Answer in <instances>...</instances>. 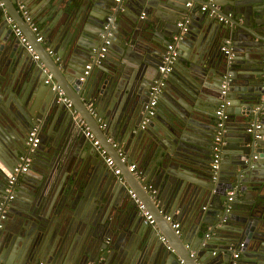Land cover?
<instances>
[{"label": "water", "instance_id": "95a60500", "mask_svg": "<svg viewBox=\"0 0 264 264\" xmlns=\"http://www.w3.org/2000/svg\"><path fill=\"white\" fill-rule=\"evenodd\" d=\"M14 2L0 0V199L4 180L26 150L27 130L36 126L41 137L0 219V264L39 259L48 264H264V112L255 110L264 106V0L200 1L218 14H230L228 24L186 7L188 0H57L54 21L52 15L37 27L41 42ZM4 10L36 45L38 62L17 47ZM183 20L175 63L154 115L141 128L164 45ZM228 37L230 58L220 50ZM46 73L50 80L44 83ZM52 83L71 108L57 101ZM222 97L228 105L220 163L231 167L226 172L219 166L218 173L231 178L227 186L211 179L208 151L216 132L212 110ZM73 110L119 166L121 180L91 157ZM257 118L261 129L254 138L243 130ZM109 136L127 152L122 161ZM131 160L140 163L129 172ZM231 182L235 188L227 202L225 188ZM127 190L169 238L168 249L145 251L155 233L150 229L147 239L140 236L147 225H139L141 215ZM103 208L118 218L110 233L115 242L101 245L93 256L64 253L71 228ZM168 213L178 220V235L164 219ZM186 218L193 224L187 226ZM60 221L69 224L63 232ZM188 227L192 235L196 230L211 237L191 241Z\"/></svg>", "mask_w": 264, "mask_h": 264}, {"label": "built area", "instance_id": "2783aa9c", "mask_svg": "<svg viewBox=\"0 0 264 264\" xmlns=\"http://www.w3.org/2000/svg\"><path fill=\"white\" fill-rule=\"evenodd\" d=\"M120 0H113V2L118 3ZM201 0H188V2L185 3L186 7H191L195 2L199 3V10L205 11L206 14L214 18L217 22L222 24H228L230 14L222 15L215 12L214 9H208L207 6L204 3H200ZM18 13L22 17V19L27 23L28 27L30 28V31L34 33L35 41L41 42L42 37L37 32V27L35 24H33L27 10L25 9L24 5L21 3L17 4ZM6 21L10 25V29L13 33V35L17 38L18 42L23 46L25 52L29 55L30 59L34 62H38V54L36 53L33 45L27 40V38L24 36V34L21 32L19 27L13 22V19L9 16H6ZM185 23H187V20L176 22V27L178 28V32L173 34L170 37V40L164 45L163 52L161 54L160 63L157 67V73L158 77L152 81L148 88V99L145 102L143 106V117L140 122V127L142 128L146 123L149 122L150 118L154 115L155 109H156V103L157 100L162 92L163 85L165 80L167 79L168 75L170 74L173 65L175 63L176 57H177V50H176V43L179 39V35L185 31ZM107 40L104 41V44L99 49V57L102 56V52L106 49ZM264 47V42L262 43ZM221 52L227 57L230 58L231 56V46H230V39L226 38L224 40L223 45L220 47ZM48 53H50V50H48ZM89 65L87 64L85 68H88ZM262 69L264 70V61L262 65ZM86 71H84L85 73ZM50 80V74L46 73V77L44 79V83L49 82ZM225 85H226V79L221 83L220 85V95L224 96L225 94ZM51 88L54 89L57 93V101L62 103L66 108H71V102L69 99L64 95L63 91L57 86L52 83ZM260 100H264V96L260 97ZM228 105V100L224 97H222L221 102L218 104L216 109L214 110V115L216 117V132L213 137V147H212V155H211V161H210V169H211V178L215 179L216 177V170L218 167L219 162V151L223 144L222 141V131H223V121L225 119L224 114V108ZM89 112L92 111V109L89 107ZM255 110H259L260 113L264 112V106L256 107ZM75 118V124L80 128L82 135L85 140H87L91 146L96 151L99 158L103 161L105 166L107 168H110L112 170V173L115 175H119V168H117L114 164L113 159L107 154L106 150L101 147L98 140L94 137L93 133L90 131L88 126L86 125L85 121L82 117H80L74 110L72 111ZM261 129V125L259 121L255 120L246 128L248 133H251L254 138L259 137L258 131ZM38 131L37 127L33 126L29 129L27 132L26 138H25V146L26 150L19 155L18 162L15 166H13L11 173L6 177L5 185H4V192L0 199V219L4 218V212L6 208L7 201L11 200L14 196V188L17 182V179L20 175H22L24 172L28 170V167L31 163V152L33 151V148L36 146V144L39 141L38 137ZM107 141L116 148L117 155L119 156L120 161L124 159V154L122 150L117 146V144L113 141H111L109 138H107ZM135 169V164H128L127 170L129 172H132ZM234 188H230L226 191V201L228 202L233 194ZM128 194L131 198L134 199L136 208L138 209L139 214L142 217V222L149 226L153 227L155 225L154 219L152 215L144 208L142 202H140L138 199L135 198L134 194L131 192V190H128ZM225 211L228 210V206L224 209ZM164 219L169 222L170 228L173 231L174 234L178 235L180 232L179 229V223L175 221L172 216L170 215H164ZM160 241L162 244L165 245V238L163 235L159 236ZM238 247H242V243L237 244ZM167 249L169 248L168 245L165 246ZM232 256L236 258L238 256L237 250L232 253ZM35 264H48L44 261H37ZM186 264V263H182Z\"/></svg>", "mask_w": 264, "mask_h": 264}, {"label": "crops", "instance_id": "0c3cea01", "mask_svg": "<svg viewBox=\"0 0 264 264\" xmlns=\"http://www.w3.org/2000/svg\"><path fill=\"white\" fill-rule=\"evenodd\" d=\"M56 2H57V0H25V2H22L21 0H15V2H14V7H15V9L18 11V9H17V4L18 3H21V4H23L24 5V7H25V9L27 10V12H28V14H29V16H30V18H31V20H32V22H33V24H35V26L36 27H39L40 26V24H39V22H41V24L43 25V26H45V24L48 22L47 21V19L49 20V19H51V16L52 15H54V17H53V19L51 20L52 22L54 21V19H55V17H56V14H55V11H54V7H55V5H56ZM191 8H193L194 10H197L198 8H199V6L197 5V4H193L192 6H191ZM4 15H5V20H6V16H9L7 13H6V11L4 10ZM206 16L207 17H209L207 14H206ZM9 17H11V16H9ZM48 17V18H47ZM12 18V17H11ZM211 18V17H210ZM13 19V18H12ZM214 19V18H213ZM215 20V19H214ZM13 22H14V20H13ZM25 22V21H24ZM43 22H44V24H43ZM216 22V21H215ZM15 23V22H14ZM16 24V23H15ZM27 24V23H26ZM221 24V23H220ZM17 25V24H16ZM18 26V25H17ZM28 26V25H27ZM51 26V25H50ZM6 28L7 29H10V25L7 23V21H6ZM19 29H20V27H19ZM21 30V29H20ZM29 30H30V28H29ZM10 32H11V36H12V38H16L14 35H13V33H12V31H11V29H10ZM21 32H22V30H21ZM31 32V31H30ZM23 33V32H22ZM173 35V34H172ZM171 35V36H172ZM24 36L27 38V40L29 41V37L28 36H26L25 34H24ZM170 36V37H171ZM170 37H169V40H170ZM229 38V37H228ZM31 40V39H30ZM168 40V41H169ZM224 40H225V38L223 39V41H221L220 42V47L223 45V43H224ZM230 43H231V40H230ZM33 45V47H34V49H36V45H34V44H32ZM17 47H20V48H22V52H23V54H25L26 55V53H25V50H24V48L20 45V43L18 42L17 43ZM184 49H186V46L184 47ZM186 52H189V49H187V51ZM187 54V53H186ZM223 54V53H222ZM170 75V74H169ZM168 75V76H169ZM177 75H178V73H177ZM167 79H168V77H167ZM166 79V80H167ZM205 96L206 97H209L208 95H206L205 94ZM261 97V96H260ZM260 101H263V100H260ZM86 108H87V110L89 109V106H86ZM91 109H92V111H91V113L93 112V108L91 107ZM216 108H214L212 111V113L214 114V110H215ZM89 111V110H88ZM257 121H259L258 120V118L256 119ZM255 120H252V121H250L249 122V124H248V126H250V124L252 123V122H254ZM260 123V122H259ZM260 125H261V123H260ZM247 126V127H248ZM246 127V128H247ZM246 128L243 130V132L244 133H246V134H251V133H248L247 132V130H246ZM45 130V128L43 129V131ZM38 131V130H37ZM260 132V130L258 131V133ZM38 134V137H41L40 135H41V133L40 132H38L37 133ZM83 136V135H82ZM251 136H252V134H251ZM84 138V137H83ZM107 138H109L111 141H113V142H115V140L112 138V137H107ZM84 143H85V148L86 149H89L91 152H92V155H91V157H93L94 156V158L96 159V160H98V161H100V163H101V165H102V167L104 168V170H108V172H110L111 174H113L112 173V170L110 169V168H107L106 166H105V164L102 162V160L99 158V156L97 155V153H96V151L94 150V148L91 146V144L87 141V140H84ZM117 144V143H116ZM223 144H224V142H223ZM222 144V145H223ZM1 146V145H0ZM117 146L119 147V145L117 144ZM212 147H213V142H212V144H210V146L208 147V151H210L211 152V154H210V158H211V155H212ZM1 148V150H3V147L1 146L0 147ZM121 150H122V148H121V146L119 147ZM220 148V151H219V162H218V167H217V170H216V177H215V179H212L213 181H215V180H217V183H218V181H219V183H220V185H223V186H227V184L228 183H226L225 181H231L229 178H227V175L226 174H222V173H218V168H219V166H221L222 168H226L224 171H228L229 169H230V167H231V165L228 163V164H221L220 163V155H221V153H222V148L221 147H219ZM140 150H142V148H140ZM188 151V150H187ZM142 152V151H141ZM189 152H192V153H194L193 151H191V150H189ZM126 155H127V152H126V154H124V157H126ZM99 158V159H98ZM135 159H137L138 161H139V158H137V157H135ZM120 160V159H119ZM114 161V160H113ZM138 161H136V160H131L130 161V163L129 164H135V167L138 165V163H140V162H138ZM227 163V162H226ZM114 164H115V162H114ZM119 164V163H118ZM117 168H119V166L118 165H115ZM119 170H120V168H119ZM141 171V170H140ZM220 172V171H219ZM120 173V172H119ZM225 173V172H224ZM113 176L114 177H116L118 180H121V176H119V175H115V174H113ZM144 177V176H143ZM227 179V180H226ZM19 184L20 185H22V187L23 188H27V185L26 184H24V183H20L19 182ZM157 185H159L160 186V184L158 183ZM235 184L233 183V182H231V188H235V186H234ZM228 189H230L229 187H227V188H225V194H226V191L228 190ZM128 191V190H127ZM23 193H25V192H23ZM26 194V193H25ZM202 204V203H201ZM203 207H204V209H205V206L207 205V203H205V202H203ZM117 207H118V205H117ZM207 208V207H206ZM86 213V212H85ZM172 213V212H171ZM171 213L169 214L168 213V215H170L171 216ZM112 215V210H111V208H103L102 210H99V211H95L94 213H93V217H92V215H91V217H89V216H87V215H85V216H83V218H85V219H83L82 221H78L77 223H76V225H75V227L74 228H71V230H70V233H69V235L68 236H65L64 237V241H63V245H62V248H63V251H64V253H73V252H75V254L73 255V256H75V255H77V254H79L80 255V253H81V255L82 254H85V255H88V254H92V256L95 254V255H97L98 253H100L101 251H102V249H100L101 248V245L102 246H105V245H109V242L113 239V241L115 242V237H113L110 233L112 232V231H114V229H113V225L115 224V223H118L119 221H118V218L116 219V217H113V216H111ZM140 215V214H139ZM173 218V217H172ZM175 220V219H174ZM175 221H177L178 222V220H175ZM186 221H187V226L189 225H191V224H193V222L190 220V219H188V218H186ZM80 222V223H79ZM60 223H61V228H62V232H63V229H64V226H68L69 224H66V222H64V221H60ZM144 223L142 222V217L140 218V220H139V225H143ZM146 229H143V233L142 234H140V236H142V239L143 238H145V239H147V236H148V233L150 232L149 230L151 229V231H153L155 234H154V237H152L151 239H150V241L148 240V242H147V244L145 245V251L147 252V253H150V252H152V250L155 248V249H157V248H159L160 249V251H162L163 249L164 250H166L167 248L165 247L166 245H168V243H167V240H169V238L166 236V238H165V236L162 234V232L157 228V226H156V224L153 226V227H149V226H146L145 227ZM180 229V228H179ZM188 232H189V236H188V239H190L191 241H194L195 240V238H196V236L198 237V239H196V241L195 242H198L199 241V239L200 238H205V241L207 242V240L206 239H208V238H210L211 237V235H204V233H198V232H196V230H195V232L193 233V235H192V232L190 231V227H188V230H187ZM103 233L105 234V235H103ZM98 235H102V238H99L98 239ZM160 235H163L164 236V238H165V245L164 244H162V242L160 241V239H159V236ZM167 239V240H166ZM99 242L101 243V242H104V245L101 243V244H99ZM210 243H215V244H218L219 242H217V241H209ZM96 244H99V246L98 245H96ZM201 243H199V245H200ZM168 247H169V245H168ZM203 250H206V249H203ZM76 252H78V253H76ZM233 253V252H232ZM219 254H223V251L221 252L220 250H219ZM233 257V256H232ZM37 261H44L43 259H39V260H37ZM36 261V262H37ZM35 262V263H36ZM44 262H46V261H44ZM35 263H33V264H35ZM47 263V262H46Z\"/></svg>", "mask_w": 264, "mask_h": 264}, {"label": "flooded vegetation", "instance_id": "af4514ba", "mask_svg": "<svg viewBox=\"0 0 264 264\" xmlns=\"http://www.w3.org/2000/svg\"><path fill=\"white\" fill-rule=\"evenodd\" d=\"M30 129V128H29ZM29 129L27 130V132L29 131ZM32 159V158H31ZM29 168V167H28ZM6 180V179H5ZM5 180H4V185H5ZM3 190H4V186H3ZM14 197V196H13Z\"/></svg>", "mask_w": 264, "mask_h": 264}, {"label": "rangeland", "instance_id": "374dc122", "mask_svg": "<svg viewBox=\"0 0 264 264\" xmlns=\"http://www.w3.org/2000/svg\"><path fill=\"white\" fill-rule=\"evenodd\" d=\"M262 65H263V63H262ZM262 65H261V67H262Z\"/></svg>", "mask_w": 264, "mask_h": 264}]
</instances>
